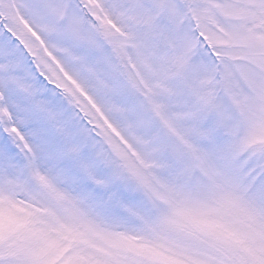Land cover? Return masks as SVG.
<instances>
[{
	"label": "snow or ice",
	"instance_id": "6c2138e0",
	"mask_svg": "<svg viewBox=\"0 0 264 264\" xmlns=\"http://www.w3.org/2000/svg\"><path fill=\"white\" fill-rule=\"evenodd\" d=\"M190 7L187 27L168 23L181 54L162 72L134 33L117 37L137 16L158 28L149 5L0 0V264H264V147L234 152L210 186L184 179L264 105V0L223 35ZM130 44L150 79L120 70ZM134 218L150 238L112 230Z\"/></svg>",
	"mask_w": 264,
	"mask_h": 264
},
{
	"label": "rangeland",
	"instance_id": "374dc122",
	"mask_svg": "<svg viewBox=\"0 0 264 264\" xmlns=\"http://www.w3.org/2000/svg\"><path fill=\"white\" fill-rule=\"evenodd\" d=\"M129 3L132 5L140 3L149 5L155 14L161 15L162 23L158 28L154 27L150 22H146L149 20V16L147 15L137 16L132 20L125 19L122 24L124 35L117 32V37L119 39H126L129 31L134 33L138 40L143 41L146 51L155 57L158 65L161 66V71L166 72L170 69V61L181 54L179 42L168 38L169 22L176 28H179L181 24H185V27H187L185 23L187 18L196 19L192 17L190 6L198 5L207 19L209 28L223 35L225 32L240 29L244 25L245 19L242 12L250 5L251 0H179V3L183 5V14H181L180 9L176 6V0H129ZM225 21L227 23H224ZM113 30L115 31V28ZM239 45V41L233 40L226 47L236 49ZM136 52L137 49L130 44L127 53L132 57L134 63H130L126 69L122 67L120 70L131 73L143 72L145 79L148 80L151 78L150 73L143 68L137 59ZM112 62L120 63L116 53L112 54ZM125 62H127L126 57ZM241 63L246 66V70L250 73H257L259 71L257 61L249 56H245ZM108 74V72H105L104 77ZM178 83L183 86L182 81H178ZM241 87L245 92L254 95V92L249 90L246 80H241ZM142 97L141 100L147 106L149 104L148 97H146L147 101ZM262 125H264V105H261L259 102L252 103L247 109L246 116L235 123L229 130V140L233 145L234 151L226 150L225 156L215 157L212 160V169H196L193 175L184 179L190 180L194 185L199 187L210 186L217 179L213 175V169L222 171L226 164L230 162V156L234 152H258L264 147V131H261ZM159 203L162 207L167 206L162 199ZM134 219L136 220L135 223L127 220H113L111 222L112 230L124 232L128 235H143L146 238H150L149 234L143 229L142 221L139 218ZM95 244L98 249L107 247L105 241L100 239H96ZM100 254L102 255V253Z\"/></svg>",
	"mask_w": 264,
	"mask_h": 264
}]
</instances>
